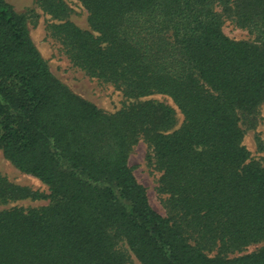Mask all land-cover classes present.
I'll return each mask as SVG.
<instances>
[{"label":"trees","instance_id":"16d2710c","mask_svg":"<svg viewBox=\"0 0 264 264\" xmlns=\"http://www.w3.org/2000/svg\"><path fill=\"white\" fill-rule=\"evenodd\" d=\"M78 1L89 29L40 0L51 36L134 101L107 114L74 93L0 0V150L49 190L45 205L0 209V264H128V250L142 264H264V155L243 141L264 103V0ZM225 18L253 39L227 36ZM154 93L181 111L177 128ZM139 138L165 216L127 165ZM41 197L0 178L2 202Z\"/></svg>","mask_w":264,"mask_h":264},{"label":"rangeland","instance_id":"374dc122","mask_svg":"<svg viewBox=\"0 0 264 264\" xmlns=\"http://www.w3.org/2000/svg\"><path fill=\"white\" fill-rule=\"evenodd\" d=\"M5 1L16 12L24 15L29 36L47 62L52 74L66 84L74 93L89 100L99 110L107 114L114 113L134 101V99L126 97L115 84L92 77L83 69L72 64L60 42L51 36L52 34L50 33L51 24L57 23L59 20L44 11L40 0ZM63 1L68 7L67 19L82 29H89L87 11L81 2L78 0ZM220 8L221 6L219 5L218 9L221 10ZM223 30L227 36L235 40L253 39V35L245 27L237 25L228 18L224 19ZM147 98L162 102L173 109L175 115L174 128L181 124L183 115L169 96L162 93H154ZM258 112V125L254 129L246 130L243 140L251 155L256 158L264 155V150L260 151L258 149V144L263 142L264 139V103L260 106ZM149 143L147 139L143 138H139L137 142L133 143L128 150L127 165L131 168L137 181L145 186L152 208L165 216L164 196L156 189L160 172L149 162L148 154L151 153ZM0 178H5L18 186H25L31 191H37L43 196L39 199L25 198L9 202L0 201V209L10 208L11 206L39 207L48 203L46 198L49 194L47 185L37 177L18 169L4 156L2 150H0ZM261 244L262 242L251 244L243 252L252 251ZM122 246L128 249L125 243H122ZM128 253L130 255L128 264H142L133 252L128 250ZM236 254L239 253L234 255Z\"/></svg>","mask_w":264,"mask_h":264}]
</instances>
